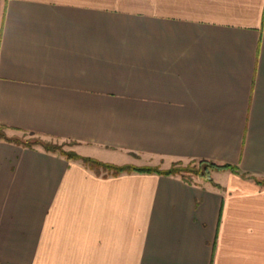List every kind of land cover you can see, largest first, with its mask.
<instances>
[{"label":"crops","instance_id":"crops-1","mask_svg":"<svg viewBox=\"0 0 264 264\" xmlns=\"http://www.w3.org/2000/svg\"><path fill=\"white\" fill-rule=\"evenodd\" d=\"M0 124L247 173L0 139V264H264V0H0Z\"/></svg>","mask_w":264,"mask_h":264},{"label":"trees","instance_id":"trees-1","mask_svg":"<svg viewBox=\"0 0 264 264\" xmlns=\"http://www.w3.org/2000/svg\"><path fill=\"white\" fill-rule=\"evenodd\" d=\"M7 127L5 125L0 124V139L6 140L10 142H15L17 144L27 146V147H34L36 145H39L44 148L47 152L52 153H59L63 156H65L68 160H80L82 161L87 167L91 168L92 170L96 171L97 173H102V171H105L104 174H112V175H119L123 172H148V173H159V174H165V175H174V176H181L182 179H184L186 182L189 183H197L194 181L193 178L188 177V173L190 175L195 174L199 177H202L205 181H210L218 186L214 182V178L211 174H209V170H226L229 169L232 172L236 174H242L243 176H247V173H242L238 166L232 165L230 163H217L215 161L209 160V159H190L187 163H185V160H176L172 163V165L167 169H159L158 167H151V166H145V167H136L130 164H124V165H117L115 163L105 162L98 158L78 154L76 152H65L63 151V146L59 144V142L54 141H46L41 138V135L36 132H24V134H31L36 135L37 137L31 140H24V138H12L9 135L6 134ZM75 142V141H73ZM191 165H198L199 168H193ZM259 184L264 185V180L259 179L257 177H253Z\"/></svg>","mask_w":264,"mask_h":264},{"label":"rangeland","instance_id":"rangeland-1","mask_svg":"<svg viewBox=\"0 0 264 264\" xmlns=\"http://www.w3.org/2000/svg\"><path fill=\"white\" fill-rule=\"evenodd\" d=\"M6 134L9 135L12 138H24V140H31L36 138V135H31V134H24V132L22 131H10V130H6ZM41 138L46 140V141H54V142H59V144H61L63 146V151L65 152H76L78 154H82L80 151V147L76 142L70 141V140H66V139H56V138H52V137H48V136H44L41 135ZM84 155V154H82ZM131 161L130 162H126V163H116V162H112V161H105V162H110V163H115L117 165H124V164H130L136 167H145V166H151V167H158L159 169H167L169 168L172 162H169L168 160H163L161 157H149V156H143V155H137V154H133L131 155ZM103 161V160H102ZM176 161V160H175ZM190 160H185V163H187ZM193 168L198 169L199 166L198 165H191ZM216 170H209V174L212 175L213 177V172ZM102 173H105V171H102ZM188 177H191L194 179V181L196 182H201L204 179H202V177H199L195 174L190 175L189 172H187Z\"/></svg>","mask_w":264,"mask_h":264}]
</instances>
